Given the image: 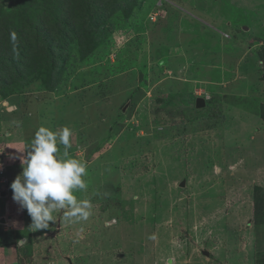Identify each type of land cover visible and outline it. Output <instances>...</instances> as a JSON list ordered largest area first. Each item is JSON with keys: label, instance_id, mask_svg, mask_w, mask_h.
Returning a JSON list of instances; mask_svg holds the SVG:
<instances>
[{"label": "rangeland", "instance_id": "1", "mask_svg": "<svg viewBox=\"0 0 264 264\" xmlns=\"http://www.w3.org/2000/svg\"><path fill=\"white\" fill-rule=\"evenodd\" d=\"M43 2L0 0V26L31 16L0 57V264H237L220 250L236 242L235 208L264 218L259 183L229 196L230 175L245 180L263 156L246 142L255 117L264 124V0H141L65 49L49 38ZM92 2L73 0L70 21L99 11ZM41 126L71 129L69 155L87 165L76 196L92 209L72 221L57 210L34 231L10 185Z\"/></svg>", "mask_w": 264, "mask_h": 264}, {"label": "clouds", "instance_id": "2", "mask_svg": "<svg viewBox=\"0 0 264 264\" xmlns=\"http://www.w3.org/2000/svg\"><path fill=\"white\" fill-rule=\"evenodd\" d=\"M71 135L68 127L59 131L39 127L26 157L22 159V172L10 185L12 199L27 210L34 231L48 229L50 222L55 223L57 210H66L64 219L68 221L87 220L91 215V202L76 196L77 192L87 188L84 179L87 165L69 155ZM3 174L4 168L0 176ZM3 181L7 183L5 177Z\"/></svg>", "mask_w": 264, "mask_h": 264}, {"label": "trees", "instance_id": "3", "mask_svg": "<svg viewBox=\"0 0 264 264\" xmlns=\"http://www.w3.org/2000/svg\"><path fill=\"white\" fill-rule=\"evenodd\" d=\"M43 1L50 2H43L42 5H44V8L39 9L40 11H42V15H45L46 19L48 20L46 21L47 24L45 25V29L47 30V33H49V38L58 39L61 45V49H65L73 43H76L78 46L82 45L87 35L88 29L92 30L97 28V23L99 24L115 12H120L122 14H125L126 16H131V14L135 11V8L141 4V0H93L92 3L96 5L98 4L99 11H92L88 9L84 13L82 21L79 22L78 20H75L74 23V21H70V18H74L73 13L75 12L76 8L75 4H71L73 3V0ZM14 7L16 9L17 6L14 5ZM13 9L14 8L12 7V11L4 10L3 18H6L9 14H11L14 11ZM53 9H55V14L57 11L62 10L56 19L55 17L54 19L52 17L54 13ZM19 10L22 11L21 8H19ZM16 16L17 19L15 18L13 23L5 26H0V57L3 56V53H8L7 51H9L10 53L12 52L6 47L11 40L13 42L15 40L21 41L20 33L15 32V30L18 32L17 28L20 27L19 25H22L25 22H28L30 24L29 17L31 16H28L27 14L22 12L16 13ZM41 20L42 18L39 21ZM11 30H13V33H11ZM26 35H24V37H27V41L31 40L32 43L36 42L35 39ZM51 35H54L56 37H50ZM13 37L15 39H13ZM87 38V43L89 42L92 45L93 43L88 41ZM40 39L41 36L40 33H38V40ZM44 41L46 42V37L44 38ZM1 51H3L2 54ZM0 232L6 233V231L3 230H0Z\"/></svg>", "mask_w": 264, "mask_h": 264}, {"label": "crops", "instance_id": "4", "mask_svg": "<svg viewBox=\"0 0 264 264\" xmlns=\"http://www.w3.org/2000/svg\"><path fill=\"white\" fill-rule=\"evenodd\" d=\"M234 116H236L235 113ZM255 119L253 118V120H255L253 123H256V126L253 127V132L248 137L249 142H246L249 145L247 151H249V153L254 157H257L259 153L263 156L261 157V162H259L257 159L255 161H252V169H248V171H245L244 173L245 180H243L242 175L239 176L238 171L235 173V175H230L232 180L230 183V190L232 193L229 194V196L230 198L235 197L234 200L236 201L240 197L239 192L242 191V194L244 193L243 189L241 188L244 181L247 185V188L250 185V181H253L254 184L259 183L257 185H260L264 191V163H262L264 162V124L260 123L261 120L259 118L255 117ZM241 144V142H236V148L238 149L239 146L241 148ZM231 149H234V146H232ZM240 160H243V157L241 155L238 157L237 162H240ZM3 185H8V182L6 184L0 182V186ZM233 190H236V192L234 193ZM244 195H248V190L244 193ZM230 202L233 203L232 200ZM240 203H242V201ZM254 214L252 207H250V205L246 203L239 206V208L237 207V209L235 208L232 220L235 226L236 242H233V244L229 245L230 247L232 246L231 248L226 249L221 247L220 249H224V253L226 255H230L233 260H236L237 264H264V218L261 217L262 219L258 221L257 219L253 220ZM7 223L8 218L4 219V216H2L0 218V225L2 226ZM243 223L246 225L244 227L245 229L243 228L242 230H240L242 227L241 224ZM242 234L247 237L246 242H241V238L239 237L242 236ZM224 245H227V242H225ZM221 246H223V243L221 244ZM221 257H223V260L221 259L222 261L226 260V256ZM259 261L261 262L259 263Z\"/></svg>", "mask_w": 264, "mask_h": 264}, {"label": "water", "instance_id": "5", "mask_svg": "<svg viewBox=\"0 0 264 264\" xmlns=\"http://www.w3.org/2000/svg\"><path fill=\"white\" fill-rule=\"evenodd\" d=\"M245 28V27H244ZM194 105L196 108H202L205 106V99L203 97H196L195 100H194ZM123 110L125 109L124 107L122 108ZM184 180H182L180 183H179V186H183L184 185ZM66 260L68 262V264H72L71 260L69 257L66 256Z\"/></svg>", "mask_w": 264, "mask_h": 264}, {"label": "built area", "instance_id": "6", "mask_svg": "<svg viewBox=\"0 0 264 264\" xmlns=\"http://www.w3.org/2000/svg\"><path fill=\"white\" fill-rule=\"evenodd\" d=\"M2 170H3V168H2V167H0V173L2 172Z\"/></svg>", "mask_w": 264, "mask_h": 264}, {"label": "bare ground", "instance_id": "7", "mask_svg": "<svg viewBox=\"0 0 264 264\" xmlns=\"http://www.w3.org/2000/svg\"><path fill=\"white\" fill-rule=\"evenodd\" d=\"M262 163H264V162H262ZM263 181V180H262ZM246 197V196H245Z\"/></svg>", "mask_w": 264, "mask_h": 264}]
</instances>
